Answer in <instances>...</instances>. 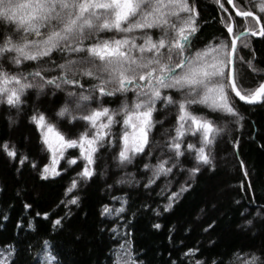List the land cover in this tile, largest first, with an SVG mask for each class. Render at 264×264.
Instances as JSON below:
<instances>
[{
    "label": "trees",
    "instance_id": "trees-1",
    "mask_svg": "<svg viewBox=\"0 0 264 264\" xmlns=\"http://www.w3.org/2000/svg\"><path fill=\"white\" fill-rule=\"evenodd\" d=\"M189 2L199 13L197 45L203 47L224 39V23L229 17L237 33L245 31L248 22L236 17L234 9L253 7L258 0H234V9L227 0ZM150 31L154 38L160 35L158 30ZM0 33L7 34L2 26ZM113 36L120 38L121 34L107 33L101 38ZM247 42L249 48L238 47L236 72L239 86L251 90L264 82V73L254 72L247 61L254 56L253 64L264 69V38L249 36ZM56 59L63 63L59 54ZM2 66L17 70L7 63ZM36 66V62H26L22 71L26 73ZM43 66L48 68L47 77L58 74L56 68ZM81 83L87 94L96 81L85 77ZM69 90L80 91L72 85L62 91L48 87L45 94L31 89L19 112L0 106V144L15 145L18 152L12 159L0 150V253L7 255L6 250L15 249L19 254L14 257L16 264H44L48 253L57 264H242L241 257L264 250V103L248 105L233 94V103L243 119L218 121L224 130L216 137L213 148L215 171L204 168L190 178L181 167L188 169L192 163L184 161L171 174H161L155 183L145 187L154 178L158 161L172 155L165 144L176 134L177 109L158 104L154 119L160 122L152 129L151 144L143 156L119 165L114 159L119 146L106 145L97 154L95 175L84 180L78 173L85 161L78 148L69 149L58 166L60 175L45 180L41 171L50 163V154L42 147L39 132L29 118L34 110L42 111L65 135L77 138L87 124L70 121L72 115L81 113L72 111L63 119L55 115L65 100L74 108L72 98L67 97ZM124 99L119 94L106 97L103 107L118 110ZM201 114L208 115V110ZM209 118L215 119L216 114ZM12 120L16 123L12 124ZM121 128L122 124L112 129L117 139ZM188 143L198 145L199 136L187 135L184 146ZM24 156L28 159L20 164ZM74 158L77 164L69 165L67 160ZM33 163L38 167L33 168ZM74 180L78 187L68 191ZM189 180L190 190L171 201L172 193L179 192ZM76 197L78 204H71ZM169 203L172 208L164 211ZM26 204L30 207L26 208ZM105 206L110 213L102 214ZM121 208L123 211H118ZM57 219H61V226H54ZM248 220L253 224L248 225ZM156 224L159 229L154 227Z\"/></svg>",
    "mask_w": 264,
    "mask_h": 264
},
{
    "label": "snow or ice",
    "instance_id": "snow-or-ice-1",
    "mask_svg": "<svg viewBox=\"0 0 264 264\" xmlns=\"http://www.w3.org/2000/svg\"><path fill=\"white\" fill-rule=\"evenodd\" d=\"M227 3L235 7L234 0ZM235 16L248 22L245 31L237 33L235 22L229 17L224 23V39L199 47V13L189 0H0V26L7 33H0V106L19 112L31 89H39V94H45L48 87L62 91L72 85L80 89L67 91L74 108L65 100L55 113L61 119L72 111L81 113L72 115L70 121L87 124L77 138L65 135L42 111L34 110L29 118L39 132L42 147L50 154V163L43 166L41 178L47 180L49 174L60 175L58 166L68 149H79L85 165L78 176L84 180L95 175L97 154L106 145L119 146L114 157L119 165L132 163L151 144L150 133L160 122L154 119L158 104L177 109L176 134L165 144L172 155L158 161L154 178L145 187L155 183L161 174H171L184 161L192 163L188 169L181 167L190 178L204 168L215 171L213 148L216 137L224 130L218 121L243 119L233 103V94L248 105L264 103V82L255 89H242L236 72L238 47L249 48V36L264 38V0H258L250 8H237ZM150 30H158L160 35L154 38ZM107 33L121 36L101 38ZM57 54L63 63L56 59ZM254 59L253 56L247 61L249 67L258 74L264 73V69L253 64ZM26 62H36L37 66L25 73L22 69ZM4 63L14 65L17 70L10 71L2 66ZM44 64L56 68L58 74L47 77L48 68ZM85 77L96 81L87 94L82 91L81 83ZM118 94L125 97L118 110L103 107L104 98ZM93 103L99 106L93 108ZM204 109L208 115L201 114ZM213 113L216 118L210 119ZM120 124L117 139L112 129ZM189 134L199 136L198 145L184 146V138ZM236 147L239 148L238 142ZM0 150L9 158L18 156L15 145L8 142L0 144ZM27 159V156L20 158V164ZM67 163L76 165L77 160L70 159ZM32 167L38 166L33 163ZM144 167L149 169L148 164ZM77 187L74 180L68 191ZM191 187L190 180L185 181L180 191L172 193L169 199L174 202ZM78 200L76 197L70 203L78 204ZM172 206L169 203L164 211ZM118 211L122 212L123 208ZM110 212L105 206L102 214ZM61 224V219L54 222L57 227ZM247 224L252 225L253 221L248 220ZM154 227L159 229L160 225ZM6 251L7 255L0 253V264H16L14 257L19 254L11 248ZM241 260L242 264H264V250L252 252ZM44 264H57V261L48 253Z\"/></svg>",
    "mask_w": 264,
    "mask_h": 264
},
{
    "label": "water",
    "instance_id": "water-1",
    "mask_svg": "<svg viewBox=\"0 0 264 264\" xmlns=\"http://www.w3.org/2000/svg\"><path fill=\"white\" fill-rule=\"evenodd\" d=\"M230 6L234 9V7H233V5L232 4H230ZM234 11L236 12V10L234 9ZM238 98V97H237ZM259 104H261V103H258V104H255V105H259Z\"/></svg>",
    "mask_w": 264,
    "mask_h": 264
},
{
    "label": "rangeland",
    "instance_id": "rangeland-1",
    "mask_svg": "<svg viewBox=\"0 0 264 264\" xmlns=\"http://www.w3.org/2000/svg\"><path fill=\"white\" fill-rule=\"evenodd\" d=\"M69 150V149H68ZM49 177H55V176H52L51 174H49Z\"/></svg>",
    "mask_w": 264,
    "mask_h": 264
}]
</instances>
